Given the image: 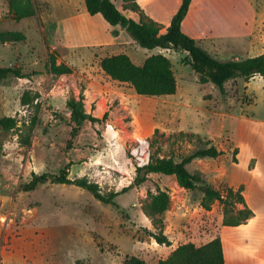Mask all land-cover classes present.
<instances>
[{
	"label": "rangeland",
	"instance_id": "obj_1",
	"mask_svg": "<svg viewBox=\"0 0 264 264\" xmlns=\"http://www.w3.org/2000/svg\"><path fill=\"white\" fill-rule=\"evenodd\" d=\"M248 1L253 9L246 0H192L182 31L194 40L201 34L238 37L228 49L225 43L203 46L220 60L230 54L244 58L264 52V0ZM136 2L147 16L166 25L180 0ZM30 4L33 15L18 19L15 9L26 2L0 0V68L17 69L24 76L9 75L0 81V120L16 121L12 129L0 125V264H118L131 256L157 264L181 244L202 245L217 227L222 210L218 203L207 218L200 209L199 192L186 191L175 177L162 174H150L143 184L122 190L132 183L135 165L148 162L153 139L164 157L180 158L199 147L197 139L181 133L231 152L237 118L246 114L245 82L227 81L224 95L210 83L198 84L191 68L182 65L185 53L139 47L119 26H109L100 15H88L84 0ZM123 15L138 20L130 10ZM9 33L24 40L4 42ZM120 53L137 65L151 55L167 57L176 93L148 98L136 95L128 84L110 80L100 69V59ZM51 57L57 65L70 67L71 73L53 75ZM262 80L252 81L250 88L264 98ZM24 94L26 105L21 103ZM81 97L85 114L95 119L84 121L70 140L67 101ZM255 103L254 111H264V102L258 98ZM253 132L264 136V127ZM187 168L210 174L215 169L198 160ZM62 170L70 179L84 177L96 184L101 194L118 193L117 207L71 185L47 183L24 191L32 173L58 175ZM159 193L167 195L168 207L150 216L147 205ZM160 232L169 246L151 237Z\"/></svg>",
	"mask_w": 264,
	"mask_h": 264
},
{
	"label": "trees",
	"instance_id": "obj_2",
	"mask_svg": "<svg viewBox=\"0 0 264 264\" xmlns=\"http://www.w3.org/2000/svg\"><path fill=\"white\" fill-rule=\"evenodd\" d=\"M26 6L16 10L18 19L32 16L33 8L30 0H24ZM123 9L130 10L138 16V21L125 17L117 9L111 0H84L85 10L90 16L100 15L102 19L111 27L119 26L130 38L141 48L152 50L160 48L162 50H173L183 52L186 55L182 59V65H187L196 75L197 83L204 85L210 83L214 85L221 95L225 94L224 84L230 80L242 79L247 83L255 76L264 78V52L254 56L240 59L220 60L215 55L210 54L200 46L193 38L186 35L182 29L191 0H181L176 12L172 15L169 25L164 28L161 24L147 17L136 0H122ZM165 29L164 33L161 30ZM24 38L18 33H9L4 36V42H21ZM49 71L53 75L70 74L71 68L55 63L54 58L49 60ZM100 69L112 81L128 84L136 95L153 98L174 95L177 90V82L173 72L171 61L161 55H151L141 64H135L128 55L124 53L106 56L100 59ZM12 75L22 78L20 71L11 68H0V81ZM83 97L76 101L71 98L67 101V106L71 111L69 120L70 140H73L81 124L86 120L94 121L95 118L85 114ZM27 95L24 94L21 103L28 104ZM108 113L103 114V119ZM0 125L4 129H12L16 126L14 118H3ZM183 138H194L198 140L199 147L192 152L176 158L174 155L161 156V147L156 139L149 143V159L145 165H135V176L132 183L124 190L133 186L143 184L150 174H162L173 176L177 184L186 191H197L201 194L200 207L205 211H210L212 205L218 203L222 208V225L235 227L246 224L253 217V212L246 206L240 186L234 190L229 187L223 189L215 188L211 185L206 176L199 171L190 172L187 166L194 160L211 158L215 159L223 152L212 145L210 141L201 140L194 134L181 133ZM236 153V150H234ZM235 161V158H233ZM71 185L89 192L95 199L106 205L117 207L115 197L118 193L109 195L101 194L98 186L89 182L86 178H68L66 170L60 171L58 175L31 174L30 181L23 187L24 191H32L36 187L44 184ZM168 207V197L165 193H159L152 197V201L147 205V213L150 216L160 215ZM151 237L159 245L169 246L170 242L163 233L151 234ZM118 264H148L142 259L131 256L125 258ZM157 264H224L222 244L218 236L201 246L193 243H185L177 246L163 260Z\"/></svg>",
	"mask_w": 264,
	"mask_h": 264
},
{
	"label": "crops",
	"instance_id": "obj_3",
	"mask_svg": "<svg viewBox=\"0 0 264 264\" xmlns=\"http://www.w3.org/2000/svg\"><path fill=\"white\" fill-rule=\"evenodd\" d=\"M111 1L117 9L122 12V14L126 12V10L124 12L122 7V0L121 2H119V0ZM246 1L247 5L253 9L251 3L248 0ZM191 7L192 0L189 5L187 15H189ZM174 13H172V15ZM187 17H185V19H187ZM185 19L182 22L181 29L183 24H185ZM161 25L166 28L169 23L167 21L166 25ZM253 25L254 20L252 22L250 33L247 35L252 33ZM161 31H163L161 33H164L165 29ZM208 34H210V32H208ZM247 35H243L242 37ZM237 39L238 37L230 36L228 33L216 34L214 37L201 34V37L197 38L195 41L202 47H206V43L210 44L211 47H220L223 43H225L226 46L224 47L225 49H228L231 43L237 41ZM261 53L249 55L247 57H254ZM229 59L240 58L236 55L230 54V57L227 60ZM256 79L264 78L255 76L245 83L244 90H246V93H249V96L245 93V96L248 98V102L242 104V108H244L243 112H246V114H240L241 116H238L236 131L233 136H230L232 151L225 152L215 159H197L198 162L204 161V164L212 165L215 168L214 172L211 174L204 170L201 171L206 176L208 182L215 188H218V185L220 184L234 190L242 186V195L245 204L254 214L246 224L229 227L222 225V210L218 213L216 220L217 227L214 233H208V238L203 244L208 243L214 239V237L218 236L222 244L224 264H264V136H258L253 132L254 128L257 126L264 127V111H254L251 106L257 105L255 102L256 100L258 101V98L260 101L264 102V98L261 97L263 95H255V91L250 88L251 82ZM234 150H236V153H234ZM233 158H235V161H233ZM213 206L214 205H212V207ZM200 209L206 214L207 218H209L213 213V210L205 211L202 208Z\"/></svg>",
	"mask_w": 264,
	"mask_h": 264
}]
</instances>
